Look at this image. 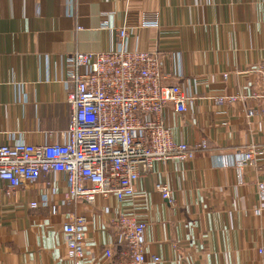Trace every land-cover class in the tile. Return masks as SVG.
<instances>
[{"label": "crops", "instance_id": "0c3cea01", "mask_svg": "<svg viewBox=\"0 0 264 264\" xmlns=\"http://www.w3.org/2000/svg\"><path fill=\"white\" fill-rule=\"evenodd\" d=\"M131 11L158 13L160 28L133 31L129 49L158 52L171 75L166 84L191 98L185 115L163 112L165 125L176 142L207 147L191 161L154 163L123 204L80 202L53 214L29 203L43 192L59 203L63 175L54 195L43 183L8 195L0 181V264H71L61 227L72 214L87 217L89 264H103L108 247L114 257L106 264H118L125 248L107 222L118 209L147 224L146 250L166 263L264 264V158L244 168L242 184L235 170L248 145L264 148V120L213 103L217 94L248 91L249 70L264 62V0H0V145L64 141L67 55L117 49V29ZM157 184L170 187L172 204Z\"/></svg>", "mask_w": 264, "mask_h": 264}, {"label": "built area", "instance_id": "2783aa9c", "mask_svg": "<svg viewBox=\"0 0 264 264\" xmlns=\"http://www.w3.org/2000/svg\"><path fill=\"white\" fill-rule=\"evenodd\" d=\"M159 29L156 12L131 11L117 29L118 48L102 53H70L66 57V77L62 81L70 108V125L63 142L33 145L18 142L0 145V181L8 186V195L20 188L33 189L43 183L59 192L63 175L64 191L59 203L43 192L29 203L30 209L72 207L85 202L96 205L99 200L114 198L118 204L135 197V185L153 168L154 163L186 162L195 158L200 144L176 142L172 130L165 125L163 112L172 107L185 115L191 98L181 85L166 82L171 75L164 70L158 52L134 51L128 47L130 35L138 29ZM253 80L248 91L222 93L213 97L218 107L238 105L248 117L264 120V62L249 70ZM229 75L224 74L223 80ZM222 125H228L223 122ZM243 157L235 163L237 179L243 183L247 166H257L264 158V148L248 145ZM223 165L230 166L227 156ZM156 192L172 204V190L157 184ZM258 194L264 202V183H258ZM256 215L261 209L255 210ZM108 224L115 230L117 244L123 251L118 264L166 263L159 255L146 250L147 224L133 214L117 210L109 214ZM66 257L71 264H89L86 253L87 217L69 215L61 227ZM261 254L263 250L259 251ZM114 257L113 250L104 252L103 264Z\"/></svg>", "mask_w": 264, "mask_h": 264}]
</instances>
